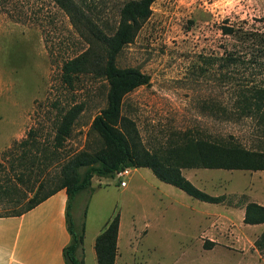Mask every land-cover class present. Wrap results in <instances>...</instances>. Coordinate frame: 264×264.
<instances>
[{
	"label": "rangeland",
	"instance_id": "obj_1",
	"mask_svg": "<svg viewBox=\"0 0 264 264\" xmlns=\"http://www.w3.org/2000/svg\"><path fill=\"white\" fill-rule=\"evenodd\" d=\"M2 1L0 145L6 144L0 147V185L9 189L0 191V214H7L24 206L26 196L31 194L28 189L38 181L42 190L51 188L61 164L74 153L91 152L101 145L90 122L105 104L107 85L94 73L79 74L72 87L61 83L63 59L91 45L98 51L100 48L53 0ZM123 1L77 3L86 17L111 31ZM116 63L137 67L148 75L147 83L123 96L120 111L140 149L168 159V147L186 137L211 142L230 140L248 149H264V117L241 106L244 94L264 87V0H153L149 15L132 40L122 46ZM74 103H80L81 110L69 134L54 147L57 118ZM30 126L36 131L34 142L38 147L12 146V141L24 137ZM44 153L51 157L45 162ZM20 160L28 164L32 160L31 171ZM190 167L219 177L220 185L224 178L231 177L232 186L239 187L252 177L257 192L264 190L260 172L203 166L179 169L188 171ZM14 173H20L21 179H15ZM149 173L130 167L121 177L127 183L124 187L118 185L115 176L92 175L89 186L78 191L69 203L71 220L75 226L83 222L89 235L114 211L127 231L131 221H183L181 206H168V183ZM152 179L156 182H150ZM166 226L168 222H154L142 238L143 250L153 246L148 253L160 262L171 259L168 232L163 230ZM255 227L259 228L256 239L264 222ZM175 240L174 236V245ZM256 255L249 264H264ZM207 259L205 263L210 264L211 257ZM224 260L227 264L228 259Z\"/></svg>",
	"mask_w": 264,
	"mask_h": 264
},
{
	"label": "trees",
	"instance_id": "obj_2",
	"mask_svg": "<svg viewBox=\"0 0 264 264\" xmlns=\"http://www.w3.org/2000/svg\"><path fill=\"white\" fill-rule=\"evenodd\" d=\"M3 0L2 2H9ZM69 16L77 28L88 34L91 43L99 46V51L83 50L78 54L63 59L59 69V79L66 87H72L75 79L81 73H94L102 76L106 81L105 104L92 117L90 128L101 138V145L93 151L80 150L61 164L56 183L46 190H42L41 181L30 187L24 206L16 212L18 214L46 197L57 188H64L66 201V221L70 233V240L63 248L66 264H83L75 254L83 237V222L75 226L69 217L67 207L74 195L89 186L92 175L113 177L114 172L123 166H147L160 180L170 183L189 195L206 201H218L220 196H212L196 187L180 171L181 166H203L222 168L264 169V149L253 150L227 140L211 142L203 139L184 138L182 141L168 147V159L159 158L156 153L140 149L135 140V134L129 130L122 120L121 105L123 96L134 87L148 82V75L134 66H119L116 55L123 45L130 42L140 23L149 15L150 4L153 0H124L118 8L116 24L113 30L105 31L90 18L84 15L77 0H53ZM230 29V28H225ZM242 110L255 111L264 117V87L254 89L251 94L242 96ZM81 110L80 103H74L61 112L54 125L52 137L54 147L61 144L69 134L75 117ZM35 129L27 128L26 135L14 139L12 146H34ZM44 152V148L40 147ZM52 152V151H50ZM49 153V152H48ZM9 154V153H8ZM51 154V153H50ZM51 158L43 154V161ZM166 158V160H165ZM19 163L32 169L29 164L20 160ZM43 163V162H42ZM15 179H21L20 173H14ZM0 185V191L8 190ZM242 220L247 223L264 222V206L250 201L244 206ZM118 213L112 212L103 223L94 238L96 264H113L115 254V240L118 226ZM256 247L264 252V227L255 239Z\"/></svg>",
	"mask_w": 264,
	"mask_h": 264
},
{
	"label": "crops",
	"instance_id": "obj_3",
	"mask_svg": "<svg viewBox=\"0 0 264 264\" xmlns=\"http://www.w3.org/2000/svg\"><path fill=\"white\" fill-rule=\"evenodd\" d=\"M4 144L0 147L5 146ZM131 168L145 169L148 173L150 171L149 176L153 174L147 166ZM190 168L188 171L181 169V173L209 195H219L220 200H201L168 183V206L180 205L183 221H131L128 231L118 223L113 264H206L204 260L207 257V260L211 257L210 264H223L224 259H228L225 262L227 264H249V259L255 253L264 260V252L254 245L255 233L259 231L255 226L259 223L242 220L247 202L254 201L264 206V190L257 192L252 177L239 187L232 186L231 177L224 178L220 185L219 177L205 174L195 167ZM247 170L249 173L260 172L264 175V169ZM154 180L156 179L150 182H156ZM180 190L193 199L186 197ZM66 201L67 195L62 187L18 214H0V264H66L63 248L70 240ZM107 217L90 235L83 227L82 242L76 248L78 254L75 250L83 264H96L94 238ZM154 222H168L166 229H163L168 232V250H172L168 262H160L161 260L150 256L148 252L153 246L145 251L141 245L143 234L147 228L153 227ZM174 236L175 245L172 243Z\"/></svg>",
	"mask_w": 264,
	"mask_h": 264
},
{
	"label": "built area",
	"instance_id": "obj_4",
	"mask_svg": "<svg viewBox=\"0 0 264 264\" xmlns=\"http://www.w3.org/2000/svg\"><path fill=\"white\" fill-rule=\"evenodd\" d=\"M129 168L130 167H128V166H123L114 172V176L117 177V180H118V185L123 186L126 183L125 179H123L121 177H123L129 173Z\"/></svg>",
	"mask_w": 264,
	"mask_h": 264
}]
</instances>
